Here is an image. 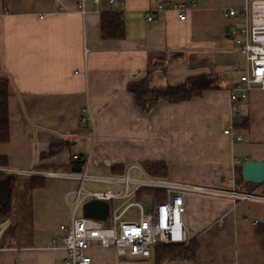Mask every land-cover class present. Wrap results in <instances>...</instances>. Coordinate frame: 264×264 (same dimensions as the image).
<instances>
[{
    "label": "crops",
    "instance_id": "1",
    "mask_svg": "<svg viewBox=\"0 0 264 264\" xmlns=\"http://www.w3.org/2000/svg\"><path fill=\"white\" fill-rule=\"evenodd\" d=\"M185 1V19L169 5L148 20L157 0H87L85 14L77 0H0V78L11 79L12 92L0 171L30 168L45 177L33 187L30 174L19 175L12 215L0 220V264H63L60 225L71 220L66 194L78 182L58 174L76 171V154L91 152L96 174L163 161L178 180L264 193V183L252 188L236 172L246 159H264V87L255 86L234 113L229 97L247 62L226 56L241 52L225 29L236 17L224 10L248 0ZM109 11L122 15L123 37H104ZM200 73L218 74L220 87L180 102L160 100L149 113L128 89L147 76L163 88ZM233 115L240 140L225 132ZM186 202L190 241L200 247L194 259L159 264H264V200L191 191ZM89 252L96 264H157L154 252L130 262L114 247Z\"/></svg>",
    "mask_w": 264,
    "mask_h": 264
},
{
    "label": "built area",
    "instance_id": "2",
    "mask_svg": "<svg viewBox=\"0 0 264 264\" xmlns=\"http://www.w3.org/2000/svg\"><path fill=\"white\" fill-rule=\"evenodd\" d=\"M86 1L76 2L77 10L83 14L86 12ZM157 2L147 14L148 20H153L155 11L164 10L169 5L178 12L180 18L185 19L191 7V3L185 0ZM238 13L243 16H237ZM224 14L236 17L229 23L230 33L235 39V49L245 55L247 62L245 69L240 67L242 72L230 88L231 111L234 113L237 110V103L248 98L255 86L264 87V0H248L243 7L226 9ZM82 119L87 120L85 116ZM236 122L237 119L233 115L232 124L225 128V132L232 133L240 140L243 136L234 133ZM90 153L84 156L75 155L76 159L84 162L82 170L57 173L61 177H73L78 180L77 187L66 194L67 203L71 207V221L60 225L58 245L66 250L62 259L63 264H96L89 252L92 246L114 247L121 261L130 262L135 258L151 255L155 245L173 243L187 245L191 238L187 231L184 208L187 203L186 196L191 191L227 196L233 201L244 198L264 200V193L261 192L185 182L169 176L151 174L139 164L131 165L123 174L115 172L96 174L89 171ZM132 167L138 168L136 174L130 172ZM13 171L41 173L30 168L13 169L10 172ZM88 180L115 184L117 189L93 188L87 185ZM143 190H153L157 193L156 198L152 197V208L147 207L145 197H139ZM93 198L106 199L109 204L114 198L125 200L115 207L111 204L108 217L111 215L112 220L108 222V217L97 219L77 214L80 207L83 208V204ZM132 206L139 208L138 218L126 216Z\"/></svg>",
    "mask_w": 264,
    "mask_h": 264
},
{
    "label": "trees",
    "instance_id": "3",
    "mask_svg": "<svg viewBox=\"0 0 264 264\" xmlns=\"http://www.w3.org/2000/svg\"><path fill=\"white\" fill-rule=\"evenodd\" d=\"M102 32L104 37H123L124 20L118 12L103 13ZM220 77L216 73H200L194 76H189L182 84L169 85L163 88H153L151 86L150 76H147L140 81H130L128 89L134 93L136 103L141 106L144 112L149 113L160 100L170 102H180L202 95L207 90L218 88ZM11 79L8 77L0 78V142H8L10 140V120H9V97L11 95ZM238 122L236 126H238ZM0 163L4 164V156L0 155ZM243 163V162H242ZM242 163L236 167L239 178L243 177ZM84 162L77 161L74 164V170H82ZM145 169L151 174H160L168 176V164L163 161L143 162ZM19 175L16 173L10 174L0 171V220L9 218L12 215V199L14 190L19 180ZM32 186L41 187L45 184V177L31 176ZM145 195V196H144ZM150 196L157 197V193L153 190H143L139 194L140 198ZM200 245L194 239L187 245L181 243L159 244L154 247V258L159 264L167 259H194Z\"/></svg>",
    "mask_w": 264,
    "mask_h": 264
},
{
    "label": "water",
    "instance_id": "4",
    "mask_svg": "<svg viewBox=\"0 0 264 264\" xmlns=\"http://www.w3.org/2000/svg\"><path fill=\"white\" fill-rule=\"evenodd\" d=\"M230 33L229 25L225 26ZM243 178L247 182L264 183V159H246L242 163ZM148 208L153 207L152 197H145ZM83 214L97 219H106L110 212L109 201L106 199L93 198L83 204Z\"/></svg>",
    "mask_w": 264,
    "mask_h": 264
},
{
    "label": "rangeland",
    "instance_id": "5",
    "mask_svg": "<svg viewBox=\"0 0 264 264\" xmlns=\"http://www.w3.org/2000/svg\"><path fill=\"white\" fill-rule=\"evenodd\" d=\"M232 43L235 41H233V40H230ZM233 53H235V51L234 50H229V55H226L227 57L229 56L230 57V55H232ZM237 54V53H236ZM228 57V59L230 60L231 59V61L233 62L234 60H237L236 62L238 63V64H242L243 66H245V63H246V57H245V55L244 54H242V53H238L237 54V57L238 58H236V57H233V58H229ZM236 65V64H235ZM3 171V170H2ZM14 173H16V174H18V175H27V174H30L31 176H36L34 173H30V172H27V173H20V172H16V171H13ZM29 175V176H30ZM66 179H68V177H65ZM74 180L73 179V177H71L70 178V180ZM77 182H78V180H77ZM87 185L88 186H90V187H93V188H98V189H100V188H103V189H108V188H111L112 190H116L117 189V186L114 184V185H111V184H106V183H102V182H94V181H91V180H88L87 182ZM250 183V187H252L253 188V186L254 187H256L257 186V184L256 183H251V182H249ZM251 188V189H252ZM20 195H22L23 194V192L20 190ZM133 199H135V198H133ZM125 199H123V198H114V200H111V204H112V206L113 207H115V206H117V205H120V203L122 202V201H124ZM157 202V201H156ZM77 214L78 215H84L83 214V208L82 207H80V209L78 210V212H77ZM138 215H139V208L137 207V206H132V207H130L129 208V210L127 211V213H126V216H131L132 218H138ZM108 219V222H111V220H112V218H111V215L107 218ZM71 221V220H70Z\"/></svg>",
    "mask_w": 264,
    "mask_h": 264
}]
</instances>
